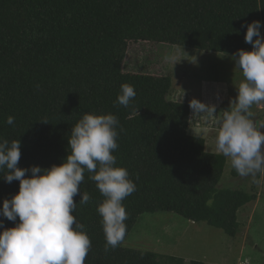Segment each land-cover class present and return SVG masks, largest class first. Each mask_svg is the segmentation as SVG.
I'll list each match as a JSON object with an SVG mask.
<instances>
[{
    "label": "trees",
    "instance_id": "1",
    "mask_svg": "<svg viewBox=\"0 0 264 264\" xmlns=\"http://www.w3.org/2000/svg\"><path fill=\"white\" fill-rule=\"evenodd\" d=\"M263 33L264 0H0V251L18 264H205L123 244L159 212L236 237L258 196L219 187L227 157L189 134L166 67L129 69L128 49L262 60ZM221 129L236 132L230 108Z\"/></svg>",
    "mask_w": 264,
    "mask_h": 264
},
{
    "label": "rangeland",
    "instance_id": "2",
    "mask_svg": "<svg viewBox=\"0 0 264 264\" xmlns=\"http://www.w3.org/2000/svg\"><path fill=\"white\" fill-rule=\"evenodd\" d=\"M126 66L136 70L144 66L153 73L166 67L173 80L171 98L191 107L189 134L199 137L196 134L201 129L206 151L227 157L219 187L246 190L258 198L242 209L236 237L206 223L192 224L175 213L159 212L142 215L124 247L187 262L240 264L248 259L250 264H264V58L133 42ZM227 108L236 122L233 134L219 130ZM257 127L261 132L256 134L258 145L250 137ZM235 167H240L238 177L232 174ZM20 258L17 252L0 251V264H18Z\"/></svg>",
    "mask_w": 264,
    "mask_h": 264
},
{
    "label": "crops",
    "instance_id": "3",
    "mask_svg": "<svg viewBox=\"0 0 264 264\" xmlns=\"http://www.w3.org/2000/svg\"><path fill=\"white\" fill-rule=\"evenodd\" d=\"M260 129V128H259ZM191 130V128H189V131ZM219 130L221 131V133H227V132H224V131H222V129H221V126H219ZM197 132H198V134H196L197 136H199V137H202V138H204V135H203V133H202V131H201V129H199V130H197ZM260 131L258 130V134H259V136H260ZM195 134V133H194ZM231 134H233V133H231ZM219 136V134H216L215 136H212V140L213 141H215V139H217V137ZM261 138V137H260ZM253 149H255V148H253ZM249 205V204H248ZM246 207V206H245ZM245 207H243V208H245ZM242 208V209H243ZM242 209L239 211V213H238V217H239V215H240V213L242 212ZM192 224H194L193 222H192Z\"/></svg>",
    "mask_w": 264,
    "mask_h": 264
},
{
    "label": "built area",
    "instance_id": "4",
    "mask_svg": "<svg viewBox=\"0 0 264 264\" xmlns=\"http://www.w3.org/2000/svg\"><path fill=\"white\" fill-rule=\"evenodd\" d=\"M250 137L252 138V143L255 144V139H254V136L253 134L250 135ZM244 138H246V136H244ZM259 143V142H258ZM257 145V144H256ZM240 264H250L249 260L248 259H245L244 261H241Z\"/></svg>",
    "mask_w": 264,
    "mask_h": 264
},
{
    "label": "water",
    "instance_id": "5",
    "mask_svg": "<svg viewBox=\"0 0 264 264\" xmlns=\"http://www.w3.org/2000/svg\"><path fill=\"white\" fill-rule=\"evenodd\" d=\"M257 129H258V127H257V128H254V139H255V140H258V137L256 136V134H257V132H256Z\"/></svg>",
    "mask_w": 264,
    "mask_h": 264
},
{
    "label": "bare ground",
    "instance_id": "6",
    "mask_svg": "<svg viewBox=\"0 0 264 264\" xmlns=\"http://www.w3.org/2000/svg\"><path fill=\"white\" fill-rule=\"evenodd\" d=\"M258 140H259V137H258ZM258 140H257V141H258ZM255 144H257V145H258V143H255Z\"/></svg>",
    "mask_w": 264,
    "mask_h": 264
},
{
    "label": "clouds",
    "instance_id": "7",
    "mask_svg": "<svg viewBox=\"0 0 264 264\" xmlns=\"http://www.w3.org/2000/svg\"><path fill=\"white\" fill-rule=\"evenodd\" d=\"M257 132V135H258V131H256ZM253 136H254V134H253Z\"/></svg>",
    "mask_w": 264,
    "mask_h": 264
}]
</instances>
